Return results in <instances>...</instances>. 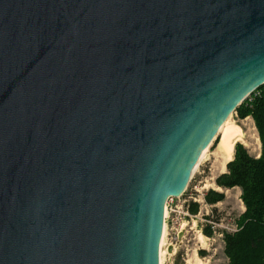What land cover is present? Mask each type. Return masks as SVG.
<instances>
[{
    "label": "water",
    "instance_id": "1",
    "mask_svg": "<svg viewBox=\"0 0 264 264\" xmlns=\"http://www.w3.org/2000/svg\"><path fill=\"white\" fill-rule=\"evenodd\" d=\"M262 87L264 0H0V264H160Z\"/></svg>",
    "mask_w": 264,
    "mask_h": 264
},
{
    "label": "rangeland",
    "instance_id": "2",
    "mask_svg": "<svg viewBox=\"0 0 264 264\" xmlns=\"http://www.w3.org/2000/svg\"><path fill=\"white\" fill-rule=\"evenodd\" d=\"M224 128H238L242 132L241 144L252 156L259 157L261 145L252 119L241 120L234 113ZM220 140L221 133L193 175L184 195L167 204L161 264L228 263L224 252V234L234 233L238 229L237 221L245 212V207L240 189L225 191L216 185V179L224 174L215 158ZM209 191L224 193L225 201L215 206L207 205L204 196ZM190 203L200 205L197 216L188 212ZM207 227H212L214 232L211 238L203 234V228ZM170 249L172 253L169 252Z\"/></svg>",
    "mask_w": 264,
    "mask_h": 264
},
{
    "label": "trees",
    "instance_id": "3",
    "mask_svg": "<svg viewBox=\"0 0 264 264\" xmlns=\"http://www.w3.org/2000/svg\"><path fill=\"white\" fill-rule=\"evenodd\" d=\"M241 120H253L261 145L259 157L252 156L241 144H237L234 159L226 172L216 179L218 188L240 189L245 212L237 221L234 233L224 234L227 264H264V87L257 90L236 112ZM204 200L215 206L225 201V194L209 191ZM188 212L197 216L198 203H190ZM203 234L211 238L212 227L203 228Z\"/></svg>",
    "mask_w": 264,
    "mask_h": 264
},
{
    "label": "bare ground",
    "instance_id": "4",
    "mask_svg": "<svg viewBox=\"0 0 264 264\" xmlns=\"http://www.w3.org/2000/svg\"><path fill=\"white\" fill-rule=\"evenodd\" d=\"M225 124H224V126H225ZM224 126L219 130V133H218V137L221 133V140H220L218 150H217V153L215 156L216 163H218L220 165V167L223 170L221 172H223V173H225L224 170L227 169V165L234 159V152H235L236 145L238 143L242 142V139H241L242 132L238 128H226L225 129ZM218 137H217V139H218ZM214 142H212V144L203 152L197 166L195 167V169L193 171V175L197 171L198 167L200 166L201 162L204 160L205 156L209 152V150L212 147V145L214 144ZM167 214H168V209L166 210L165 218H167ZM165 228H166V223H165V227H164L163 237L165 234ZM163 240L164 239L162 238L161 252H160V264L162 261Z\"/></svg>",
    "mask_w": 264,
    "mask_h": 264
},
{
    "label": "built area",
    "instance_id": "5",
    "mask_svg": "<svg viewBox=\"0 0 264 264\" xmlns=\"http://www.w3.org/2000/svg\"><path fill=\"white\" fill-rule=\"evenodd\" d=\"M181 198V197H180ZM171 200H173V199H171ZM184 203H186V201H184Z\"/></svg>",
    "mask_w": 264,
    "mask_h": 264
}]
</instances>
